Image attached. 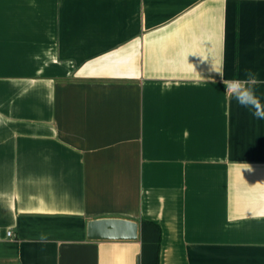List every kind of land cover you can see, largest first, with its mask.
I'll return each mask as SVG.
<instances>
[{
    "label": "crops",
    "instance_id": "obj_1",
    "mask_svg": "<svg viewBox=\"0 0 264 264\" xmlns=\"http://www.w3.org/2000/svg\"><path fill=\"white\" fill-rule=\"evenodd\" d=\"M248 71L264 0H0V264H141L105 216L158 223L160 264H264Z\"/></svg>",
    "mask_w": 264,
    "mask_h": 264
},
{
    "label": "clouds",
    "instance_id": "obj_2",
    "mask_svg": "<svg viewBox=\"0 0 264 264\" xmlns=\"http://www.w3.org/2000/svg\"><path fill=\"white\" fill-rule=\"evenodd\" d=\"M261 84H264V80L259 79L257 73L248 71L243 77L228 79L224 90L230 100H235L255 118L264 119V96L257 94V88Z\"/></svg>",
    "mask_w": 264,
    "mask_h": 264
},
{
    "label": "water",
    "instance_id": "obj_3",
    "mask_svg": "<svg viewBox=\"0 0 264 264\" xmlns=\"http://www.w3.org/2000/svg\"><path fill=\"white\" fill-rule=\"evenodd\" d=\"M140 223L126 217L92 218L87 223V236L96 240H136L140 237Z\"/></svg>",
    "mask_w": 264,
    "mask_h": 264
},
{
    "label": "trees",
    "instance_id": "obj_4",
    "mask_svg": "<svg viewBox=\"0 0 264 264\" xmlns=\"http://www.w3.org/2000/svg\"><path fill=\"white\" fill-rule=\"evenodd\" d=\"M140 226L141 264H160L161 226L148 219H143Z\"/></svg>",
    "mask_w": 264,
    "mask_h": 264
},
{
    "label": "built area",
    "instance_id": "obj_5",
    "mask_svg": "<svg viewBox=\"0 0 264 264\" xmlns=\"http://www.w3.org/2000/svg\"><path fill=\"white\" fill-rule=\"evenodd\" d=\"M10 234H11V232H10Z\"/></svg>",
    "mask_w": 264,
    "mask_h": 264
}]
</instances>
